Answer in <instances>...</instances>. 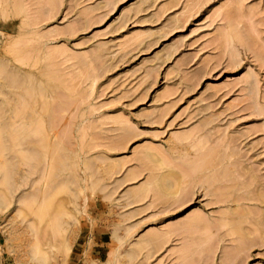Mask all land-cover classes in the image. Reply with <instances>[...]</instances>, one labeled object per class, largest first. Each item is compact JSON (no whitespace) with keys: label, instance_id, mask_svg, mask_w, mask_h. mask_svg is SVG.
Listing matches in <instances>:
<instances>
[{"label":"rangeland","instance_id":"1","mask_svg":"<svg viewBox=\"0 0 264 264\" xmlns=\"http://www.w3.org/2000/svg\"><path fill=\"white\" fill-rule=\"evenodd\" d=\"M15 39L109 192L79 194L66 264H264V0H0Z\"/></svg>","mask_w":264,"mask_h":264},{"label":"bare ground","instance_id":"2","mask_svg":"<svg viewBox=\"0 0 264 264\" xmlns=\"http://www.w3.org/2000/svg\"><path fill=\"white\" fill-rule=\"evenodd\" d=\"M21 12L18 7L14 15ZM227 35L230 43L234 36H239L234 28ZM22 45L20 39L9 41L6 51L11 59L0 58V214H7L5 242L9 252L18 254V264H66L78 234L75 226L81 212L77 205L79 194L85 196L87 188L91 193L99 194L103 187L97 178L96 160L81 162L80 155L64 144V135L62 138L54 135L59 127L58 118L61 123L64 117L58 116L63 105L60 108L57 105L59 112L53 114L57 115L53 117V120L58 117L57 122L52 120L51 113L57 108L53 106L55 96L62 103V98L58 97L59 87L51 83L53 75L49 77L53 73L49 71L48 74L44 70L47 67L41 65L44 70L39 72L41 77L11 63L13 60L35 69L38 61L33 62L31 57L24 55ZM62 126L59 127L61 134H58L62 135L64 131L66 136V126ZM80 171L90 174L88 186L81 185ZM164 183L167 187L171 185ZM108 193L103 194L105 199H108ZM237 225L233 227L240 234L241 227ZM116 240L123 239L116 237ZM125 257L132 258V255L129 253ZM109 260L85 259L82 264H112Z\"/></svg>","mask_w":264,"mask_h":264},{"label":"crops","instance_id":"3","mask_svg":"<svg viewBox=\"0 0 264 264\" xmlns=\"http://www.w3.org/2000/svg\"><path fill=\"white\" fill-rule=\"evenodd\" d=\"M0 264H14L13 261L6 256L4 250L2 249V245L0 244Z\"/></svg>","mask_w":264,"mask_h":264}]
</instances>
